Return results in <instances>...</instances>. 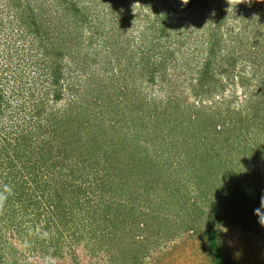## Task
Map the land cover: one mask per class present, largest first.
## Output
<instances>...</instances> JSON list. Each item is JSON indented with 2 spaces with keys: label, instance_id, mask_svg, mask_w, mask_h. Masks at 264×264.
I'll use <instances>...</instances> for the list:
<instances>
[{
  "label": "trees",
  "instance_id": "obj_1",
  "mask_svg": "<svg viewBox=\"0 0 264 264\" xmlns=\"http://www.w3.org/2000/svg\"><path fill=\"white\" fill-rule=\"evenodd\" d=\"M238 1L230 0L231 6L228 0L187 2L186 9L194 5L196 9H206V14L204 11L199 13L200 19L207 17V24H215L206 41H196L205 46L207 55L199 70L196 94L212 98L216 90L224 91L225 85H220L218 72L222 76L223 72L231 76L225 65L234 69L238 63L235 57L222 52L226 48L222 29L236 14L237 8H233L238 7ZM110 2L109 9L101 11L98 23H93V16L78 0H55L56 6H52L53 1L44 0V6L39 7L29 0H0V27L7 21L17 22L20 38L38 43L37 48L22 53V63L18 64L3 58L10 57L5 48L4 61L0 65L5 69L3 73L8 71L22 82L28 77L24 71L30 69L29 65L44 66L42 81L50 82L48 87L43 85L37 96L32 91L33 84L21 88L10 86L8 75L7 83L0 85V170L6 172V177L2 174L0 177L17 179V188L12 187L6 207L0 211V264H45V257L49 255L55 258V264H64L63 245L71 244L66 238V233L70 232L71 239L85 242L91 256L100 262L142 264L139 237H145L149 254L159 239L169 245L175 234H199L206 242L213 264H230L222 245L221 231L227 226L238 229L260 226L254 209L260 206L264 184L258 185L256 194L247 190L248 195L244 196L239 195L237 187L241 188L242 182L238 169L247 166V157L254 146L247 136L250 130H253L252 134L255 130L264 132V100L251 102L245 109L248 111L245 116L243 112L228 109L216 118L203 112L205 117L200 121V115L194 119L176 117L180 108L173 106L174 102L166 101L164 111H159L146 97L141 99L140 94L144 95V91L129 86L132 82L126 74L127 68L131 65L141 80V87L144 83L155 84L158 78L163 82L166 80L163 73L167 71L170 59L172 62L176 57L187 55V47H190L187 43L192 40L185 31L179 32L184 26L173 14V10L178 12L184 3L165 4L162 9L155 10L152 20L148 14L141 13V20H145L140 36L142 57L135 63L128 58L125 61L126 57L122 56V61L129 62L122 65L120 56L124 54L118 52L122 49L120 43L115 46L114 32L107 28L115 31V25L120 23L117 17L122 19L118 12L124 1ZM242 3L245 5L240 7L238 14H243V17L240 15L242 19L250 17L245 29L260 26L264 21V0H242ZM249 4L251 8H248ZM229 8H232L231 14ZM108 15L109 19L106 18ZM100 37L105 46L109 43H112L110 47L115 46L111 49L117 50L120 64L118 83L124 84L114 87L117 94H110L106 101L105 105L116 117L110 119L109 127L103 122L104 111L99 116L101 120L97 121L87 113L81 114L83 104L78 107L74 101H70L67 110L60 112L54 108L63 101L66 87L72 93L77 92V83L69 82L67 77L71 74L67 60L70 58L77 66L86 64L83 67L86 73L93 71L91 63L95 61L85 56L83 50L88 46L92 48ZM84 41L87 46H80ZM136 57V54L132 56L133 59ZM243 57L240 55V60ZM7 63L12 64L14 70L13 66L6 67ZM22 65L27 68L20 69ZM65 81L69 83L65 85ZM25 106L34 117L31 121L42 120L41 109L44 111V125L39 126L40 136L44 138L37 137L41 142L34 135L38 143L29 138L30 125L22 127L19 118L12 117L16 108L19 113L27 110ZM162 118L168 127L156 130ZM156 139L162 140L158 150L151 148ZM257 146L264 147V143ZM175 148L186 150L185 161L191 164L186 178L194 186L192 192L189 191L193 197L181 195L187 193L186 187L177 185L180 175L174 174L173 167L187 163L176 161L180 152H175ZM166 152L174 157H164ZM245 175L244 178H250L249 172ZM257 176L261 178L262 174ZM49 182L56 183L52 191ZM8 185L11 186L10 182ZM161 205L172 210L173 216L177 217L176 223L163 217L165 206ZM178 219L180 223H177ZM45 232L47 236L43 235ZM19 245L26 250L15 256L12 252L19 250ZM66 261L70 262V259L66 258Z\"/></svg>",
  "mask_w": 264,
  "mask_h": 264
},
{
  "label": "rangeland",
  "instance_id": "obj_2",
  "mask_svg": "<svg viewBox=\"0 0 264 264\" xmlns=\"http://www.w3.org/2000/svg\"><path fill=\"white\" fill-rule=\"evenodd\" d=\"M29 1L35 7H39L42 5L44 6V0ZM51 1H53L52 6L57 5L55 3V0ZM123 1V5L121 4V11L118 12V15H122V19L120 20V18L118 19V17L116 19L117 21H120V23L118 24V26L115 25V31L112 30L109 26L107 30L109 32H114L116 38L113 42H115V46L120 43L122 49L118 52L123 51L124 54L120 56V61L121 63H123L122 65H127L129 63L125 62L127 58L136 63L138 61V58L140 59L142 57L140 46H142L143 42L141 43L140 36H142L141 31L144 29L143 27L145 26V20H141V13H143V15L148 14L149 20H152L155 10L162 9V6H164L165 4H182L183 1ZM78 3H81V6L83 8L87 7L86 11L91 13V15L93 16V23H98L99 20L97 19L99 17H102L101 11L104 9H109L108 5L111 4L110 0H78ZM237 4L238 7L235 6L233 8V10L237 8V11H235L236 14L233 15L234 18H230L225 27L222 29V32L224 34L223 46L225 45L226 47L225 50L222 49L223 54H230L231 56L235 57L236 60H238V63L234 69H232V67L228 65H225V68L229 70L231 76H227L224 72L222 76L218 72L217 78L221 79L220 85H225L224 91L220 89L216 90L213 93L212 98L211 96H205L200 93L196 94V89L198 88L195 86H197V84L199 83V70L201 69L203 59L205 58V56H207L204 52L205 46H202L200 43H196V41L201 43L206 41V39L210 36L211 29L215 27V24H207L205 22L207 20V17H202L200 19L199 13L201 11H204L205 13V11H207L206 9H196V5L192 6L191 9H186L185 7L189 5L188 3L182 4L184 6L178 12H176V10H173V14L176 17L175 19H180V23L184 26V29L180 30L179 32L185 31L187 35L192 37V40L190 39L191 41L187 43V45L190 44V47H187L188 54L185 56L176 57L172 62L170 59L168 69L163 73L166 76V80L164 82L158 78L155 84L144 83L142 84V87L140 84L141 80L137 78V74H134L131 65H129L127 68L128 72L126 73L127 76H129V80L132 82L129 84V86L136 87L140 92L144 91V95L140 94L141 99L145 100L146 97L149 103L155 104V106L158 107L159 111H164V109L166 108V103L174 102L175 104L173 103L172 105H178V107L180 108V110L178 111L180 114H178V116H175H181V119H187L188 117L194 119L196 117H199L198 115H200L199 121L202 119L204 120L205 114L203 112H206L207 114L212 115L214 118H216L218 117V115L228 109L233 110L232 112H243V115L245 116V112H248L245 109H247V107L251 105V102H257L258 100V102L260 101L261 103V101L264 100V21L260 23V26H256V28H254V25V27L250 26L245 29V27L250 23V17H245V19H242L240 15H242L243 17V14H238V12L241 11L240 7L244 6L245 4L242 3V0H239ZM248 8H251V4L248 5ZM184 9L186 10V12H184ZM211 12H214V10H211ZM231 12L232 8L228 10V13L231 14ZM262 15L263 14H260V16ZM106 18L109 19L110 15L106 16ZM178 27L182 28L180 26ZM259 27H261L260 30H258ZM16 28H18L17 22L12 24L8 21L4 26L0 27V65L3 64V62L1 61H4L2 57L5 48H7V54L9 53L10 57L5 56L3 58H5V60L10 59L11 61H15V63L18 64L22 63L20 62V59L23 55L22 53L25 52L26 54V51H28L29 48H32L33 50L38 46V43L36 41H32L30 39H21V35L19 34V32H17ZM102 30L100 32H102ZM107 30L105 29L104 33H106ZM102 39L103 37H100L96 44H94L95 46L93 45L92 48L88 46V48H84L83 50L85 56L88 55L89 58L95 61V63H91L93 71L90 72V70H88L89 72L86 73L83 68L86 66V64H80V66H77L76 63L70 61V58L67 60V64L70 62L71 65V74L67 75V77L69 79V82L77 83V92L72 93L70 89L66 87L63 94V101L59 104H55L54 108H56V110L60 109V112L62 110H67L69 108L70 101H74L78 104V107L83 104L82 106L84 107H82V109L84 111L80 110L81 114L87 113L88 115L92 116L91 118L97 119V121L101 120L99 116L104 111L102 117L103 122L106 126H108L111 122L110 119L116 117L114 113H111L112 110H110V107L105 105L106 101L108 100L110 94H117L118 90L114 87H119L120 85L124 86V84L123 82H121V84L118 83V72L120 70V64L117 62V50L111 49L113 47L115 48V46L110 47L112 43H109L108 46H105L106 43L105 41H102ZM83 45L87 46V43H82V45L80 46L83 47ZM76 50L80 51L81 49ZM135 54L137 55V57L136 59H133L132 56H135ZM240 55L244 56L241 60ZM122 56H124V58L126 57V59H124L125 61H122ZM33 60L36 61L35 58H33ZM11 66L13 65L10 63H7L6 65V67ZM29 66L30 69L24 71V75H27L28 77L22 82H18L19 79L15 78L8 71L6 74H4L3 70L5 69L0 66V85H5L7 83V80L5 79L6 75H8L10 86H12L13 88H21V86L23 87L25 85H29L30 87L33 84L32 91H34L36 96L39 95V91L43 89V85L45 87H48L50 82L44 83L42 81L43 78L41 75L44 71L42 67L44 66ZM22 68H27V66L22 65L20 69ZM126 74L124 73V76H126ZM11 77H13L16 81H13ZM133 78L134 80H131ZM69 82L65 81L64 84L67 85ZM36 84L38 85L36 86ZM261 94H263L262 97ZM93 95L96 98H94ZM169 99H171V101H168ZM53 106L54 105L52 104L50 106V109L53 108ZM262 108H264V105H262ZM18 109L19 108L15 109L14 112L16 114H12V117L19 118L21 122L20 125L22 127L27 128V126L30 125L29 129L27 130L29 138H32L35 143H38L39 139L37 137L44 138V136H40L41 132H39V126L44 125L43 109H41L42 120L34 121H31V119H34V117L32 116V113L27 108V106H25V109L27 110H23L21 113L17 111ZM33 113H35V110H33ZM20 117L23 119H21ZM171 118L173 119L175 117ZM5 119H8V117ZM164 123L165 122L162 118L158 122L156 130L167 128V124ZM252 131L253 130H250L249 135L247 136L249 137L250 142L254 145L251 154L247 157L249 159V163L247 164V166L238 169V175L242 182L241 188L239 186L237 187V189L239 191V195L242 196L248 195L247 190L252 194H256V189H259L258 185L264 184V147L257 146V144L264 143V132H262L261 130H255L256 133L252 134ZM33 135L38 141H36ZM159 141L162 142V140L156 139V142L153 143V147L151 148L158 150ZM164 148H166V146H164ZM1 149L2 146H0V161L2 155ZM174 150H176L175 152H177L179 149L175 148ZM178 152L180 153H178V160L176 159V161H185L186 150H179ZM167 156L171 158L174 157V155L170 154V152H166L164 157ZM186 163L187 164L184 163L182 166L175 165L173 167V171L175 172V175H180V181L177 182V185H183L186 187L187 193L183 192V194L181 195L186 196L187 194L188 196L193 197V193L191 192L194 189V186L192 184V181L190 183L186 178L188 171L191 170V164L189 162ZM248 172L250 173V178L252 177L251 179L249 177L244 178L246 176L245 174ZM259 173L262 174L261 178L257 176ZM0 174L6 177V172L4 170H0ZM7 178V180H4V178L0 177V187L5 184L8 185V182H10L13 188H17V179L14 176H7ZM174 179L179 180L177 178ZM260 179L263 183H261ZM252 180L253 182L252 184H250V181ZM43 182L44 180L42 179L41 184ZM29 183L31 185L34 184L31 181ZM49 183L50 190L52 191V188L56 186V183ZM262 189H264V186L262 187ZM260 192L262 191L260 190ZM156 193L161 194L160 192ZM213 193L214 192H212L211 194ZM30 194L31 193L29 192L27 197H29ZM254 201H256V199H254ZM6 205L4 206V208L6 207ZM161 206L164 207L165 205ZM166 206L163 209V217H168L175 222L177 220V217H174L172 210H170ZM33 215L34 213H32L31 217H33ZM184 221L186 220H183V222ZM180 222L181 220L178 219L177 223ZM66 238L69 242L71 241V244L63 245L64 248L62 251V256H65L64 264H112L111 262H100L97 258L92 257L91 251L86 248L87 244L83 241L78 242V240H72L71 238H73V235L71 234V232L69 234L66 233ZM144 238L145 237L137 238L140 241V251L142 252L143 250L142 264H213L207 250L206 242L201 239L199 234H183L182 236L175 234V237L172 238L174 240L170 241L169 245L159 239L158 243H156V247L152 248L149 254ZM221 240L230 264H264V227H262L261 225L253 226L252 229H238L236 227L227 226L221 231ZM23 244L25 245V243ZM25 250L26 249H23V247L19 245V250H13L12 253L15 256L17 254L19 256L22 255ZM24 255L26 256V254ZM66 258L67 260L70 259V262L66 261Z\"/></svg>",
  "mask_w": 264,
  "mask_h": 264
},
{
  "label": "clouds",
  "instance_id": "obj_3",
  "mask_svg": "<svg viewBox=\"0 0 264 264\" xmlns=\"http://www.w3.org/2000/svg\"><path fill=\"white\" fill-rule=\"evenodd\" d=\"M188 0H183V3H187ZM229 5L231 6L230 0H228ZM240 4V3H239ZM230 9V8H229ZM13 188L10 185H3L0 187V211L3 210L9 196L12 194ZM254 214L258 217V222L262 227H264V195L260 198V206L256 209H254ZM44 236H47V233L45 232L43 234ZM25 245L27 246V241L25 242ZM50 252L52 250H49ZM45 264H55V258L51 255L45 257Z\"/></svg>",
  "mask_w": 264,
  "mask_h": 264
}]
</instances>
